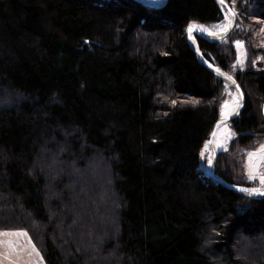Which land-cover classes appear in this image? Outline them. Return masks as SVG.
Instances as JSON below:
<instances>
[{"label": "trees", "instance_id": "trees-1", "mask_svg": "<svg viewBox=\"0 0 264 264\" xmlns=\"http://www.w3.org/2000/svg\"><path fill=\"white\" fill-rule=\"evenodd\" d=\"M226 1L228 35L196 39L244 92L216 173L248 187L264 0ZM224 17L218 0H0V228L26 229L47 264H264V195L201 157L225 84L186 30Z\"/></svg>", "mask_w": 264, "mask_h": 264}, {"label": "rangeland", "instance_id": "rangeland-1", "mask_svg": "<svg viewBox=\"0 0 264 264\" xmlns=\"http://www.w3.org/2000/svg\"><path fill=\"white\" fill-rule=\"evenodd\" d=\"M149 3H155L158 4L159 0H145ZM164 1V0H162ZM161 1V2H162ZM160 2V3H161ZM225 11V17L223 20L216 22L214 24H204L199 22H191L189 26L192 24H196L199 26H202L203 28L207 29V32L205 33H220L221 26L223 25H229V21H233V15H231L229 9L224 6ZM259 21V20H258ZM260 27L259 32H263L264 30V19H260ZM199 30V29H197ZM200 31V30H199ZM202 32V31H200ZM193 33V32H192ZM192 33L188 35L192 37ZM194 39H196V31L193 33ZM212 36V35H211ZM213 38H215L213 36ZM223 39V38H222ZM193 43V40H191ZM240 43L243 45V47H238L237 43ZM235 46L237 49V59L236 63L239 67H243L246 60V48L244 45L243 40H235ZM224 84H225V98L222 101L221 104V116H224L223 108L225 104L233 97L232 95H235V98L237 97L239 100V105L241 102V97L239 90L235 84H231L224 78ZM238 105V108H239ZM237 108V109H238ZM236 109V110H237ZM236 112V111H234ZM233 112V113H234ZM221 124H225L228 126L225 133L221 135L220 145L216 149L215 153H218L221 150H226L230 140L235 136V130L231 126L230 121H224ZM220 124V125H221ZM219 125V126H220ZM218 126V127H219ZM211 139L208 138L202 147L201 150V157L203 162V167L206 169V171H209L212 168V165L214 163V157L215 153L211 157L212 154V146L210 143ZM264 139H259L256 144L253 147L247 148L245 151L246 156L243 161V167L244 172L248 176V178L255 182L253 186H248L246 192L251 194L249 190L251 189H259L261 192H264V183L261 182V177H264ZM255 153L256 155H252ZM218 157V156H217ZM212 160V161H211ZM217 162V161H216ZM255 177V178H253ZM26 233V235H12V236H4L3 233ZM0 264H47L42 252L35 244L34 240L32 239L30 233L23 228H0Z\"/></svg>", "mask_w": 264, "mask_h": 264}, {"label": "water", "instance_id": "water-1", "mask_svg": "<svg viewBox=\"0 0 264 264\" xmlns=\"http://www.w3.org/2000/svg\"><path fill=\"white\" fill-rule=\"evenodd\" d=\"M140 1L146 2V3H148V4H152V5H158V4H162V3L165 2L166 0H164V1H162L161 3H158V4H155V3H149V2H147V1H145V0H140ZM218 2L220 3V6H221L222 8H224V6H225V7H227L228 9H231V10L233 11L232 7L230 6V4H229L226 0H224V3H221V0H218ZM234 23H235V16H233V21H232L231 25L229 26L227 32L222 31V32H220V33H217L216 35H212V36H211V35L208 34V33L200 32V31H196V35H200V36H203V37H206V38H209V39H213V40H220V39H222V38H224V37H226V36L228 35V33L230 32V30L233 28ZM186 32H187V35H188V28H187ZM213 36H214L215 38H213ZM188 40H189L190 44L193 46V48L195 49V51H196L197 55L200 57V59H201L205 64H207V66H209V67H210V68H211V69H212V70H213V71H214L219 77H221V78L224 80V78H225L224 75L226 74V75L231 76L233 79H235V81H236V86H237V88H238V90H239L240 97H241V102H240L239 108L236 110V112H234V113H232V114H229V115H227V116H220V117L218 118V120L214 123L213 128H212V130H211V132H210V135H209V138L212 139L213 136L215 135V132H216L218 126H219L222 122H224V121H230L235 115H237V114L241 111L242 107H243L244 104H245V100H246V98H245L244 92H243V90H242V88H241V86H240L238 80H237L233 75H231L230 73H228L227 71H225L224 69H222L219 65H217L215 62H213L211 59L207 58V57H206V56H205V55L199 50V46H198V44H197L198 48H196V47L193 45V43L191 42L189 35H188ZM217 156H218V153H215V157H214L215 159H214V163H213V165H212V168H211L209 171H207V174H208L210 177H212L214 180H216V181L222 183L223 185H225V186H227V187H229V188H231V189H234V190H236V191L242 192V193H244V194L251 195V196H261V195H257V194H249V193L246 192V190H247V186H244V185H241V184H238V183L230 182V181H228V180H226V179L220 177L219 175H217V173H216V161H217Z\"/></svg>", "mask_w": 264, "mask_h": 264}, {"label": "bare ground", "instance_id": "bare-ground-1", "mask_svg": "<svg viewBox=\"0 0 264 264\" xmlns=\"http://www.w3.org/2000/svg\"><path fill=\"white\" fill-rule=\"evenodd\" d=\"M162 0H159L158 2L160 3ZM195 31H199V30H194L193 33ZM192 33V37H191V40H193V45L198 48L197 46V40L194 39V34ZM212 33V32H211ZM192 42V41H191ZM225 77V80L228 81L229 83L231 84H235V79H233L231 76L229 75H224ZM229 77H231V79H229ZM233 97L225 104L224 108H223V112H224V116H227L229 114H232L234 111H236V109L238 108V105H239V100L238 98L236 97L235 98V95H232ZM228 128L227 125H223L221 124L216 132H215V135L213 136V138L211 139L210 143H211V146H212V154H211V157L213 156V154L215 153L216 149L219 147L220 145V140H221V135H223L226 131V129ZM212 161V160H211ZM253 190V189H251Z\"/></svg>", "mask_w": 264, "mask_h": 264}, {"label": "snow or ice", "instance_id": "snow-or-ice-1", "mask_svg": "<svg viewBox=\"0 0 264 264\" xmlns=\"http://www.w3.org/2000/svg\"><path fill=\"white\" fill-rule=\"evenodd\" d=\"M221 3H224V0H221ZM231 15L235 16L236 13L234 11H232L231 9H229ZM231 20L229 21V25H223L221 26V31H224V32H227L228 31V28L229 26L231 25ZM199 29L200 31L202 32H207V29L203 28L202 26H199V25H196V24H192L191 26H189L188 28V32L189 34H191L194 30H197ZM264 31V30H262ZM210 35H216V33H209ZM237 46L238 47H243L242 44H240L239 42L237 43ZM229 79H231V77H229ZM262 151H264V149H262ZM252 155H256L255 153H253ZM255 178V177H253ZM261 182L264 183V177H261ZM251 194H257V195H264V192H261L259 189H254V190H249ZM2 235L4 236H12V235H26V233H8V232H5L3 233Z\"/></svg>", "mask_w": 264, "mask_h": 264}]
</instances>
